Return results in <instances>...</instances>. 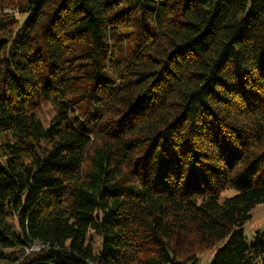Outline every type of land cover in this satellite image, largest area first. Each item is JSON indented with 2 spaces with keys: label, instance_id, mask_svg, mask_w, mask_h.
<instances>
[{
  "label": "trees",
  "instance_id": "trees-1",
  "mask_svg": "<svg viewBox=\"0 0 264 264\" xmlns=\"http://www.w3.org/2000/svg\"><path fill=\"white\" fill-rule=\"evenodd\" d=\"M258 205L264 0H0V264H264Z\"/></svg>",
  "mask_w": 264,
  "mask_h": 264
},
{
  "label": "rangeland",
  "instance_id": "rangeland-1",
  "mask_svg": "<svg viewBox=\"0 0 264 264\" xmlns=\"http://www.w3.org/2000/svg\"><path fill=\"white\" fill-rule=\"evenodd\" d=\"M11 1V0H9ZM3 9H7L5 6ZM6 12L10 14H16L14 10L8 9ZM53 114H55V110L51 104H43L40 109L38 110L39 117L45 122L48 123L49 120L52 118ZM230 194H233V191H229ZM252 220L249 221L245 225V234L248 242H252L254 240L253 234L255 231H263L264 232V206L258 205L252 212ZM94 238L95 243H98L99 239L97 236H92ZM194 250L197 251V259L198 264H210L213 255L215 252V248L212 249H200L199 247H196ZM34 251H37L36 249H29L28 253H32Z\"/></svg>",
  "mask_w": 264,
  "mask_h": 264
},
{
  "label": "built area",
  "instance_id": "built-area-1",
  "mask_svg": "<svg viewBox=\"0 0 264 264\" xmlns=\"http://www.w3.org/2000/svg\"><path fill=\"white\" fill-rule=\"evenodd\" d=\"M32 249H36V250H38L39 248H38V247H33Z\"/></svg>",
  "mask_w": 264,
  "mask_h": 264
}]
</instances>
